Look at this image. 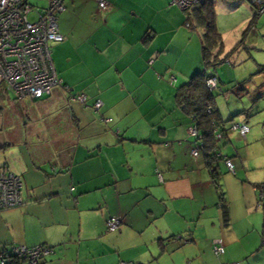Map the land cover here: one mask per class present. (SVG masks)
<instances>
[{
  "label": "crops",
  "instance_id": "obj_1",
  "mask_svg": "<svg viewBox=\"0 0 264 264\" xmlns=\"http://www.w3.org/2000/svg\"><path fill=\"white\" fill-rule=\"evenodd\" d=\"M106 1L102 10L98 0H65L64 39L54 44L61 84L41 99L13 96L20 110L5 117L14 128L0 139V166L21 177L22 203L0 210V251L43 244L52 251L41 264H264V128L248 120L264 99V72L228 90L218 78L220 116L249 126L219 144L234 168L218 166L225 222L206 160L191 153L190 117L175 102L200 71L196 46L184 54L183 10L172 0Z\"/></svg>",
  "mask_w": 264,
  "mask_h": 264
},
{
  "label": "built area",
  "instance_id": "obj_2",
  "mask_svg": "<svg viewBox=\"0 0 264 264\" xmlns=\"http://www.w3.org/2000/svg\"><path fill=\"white\" fill-rule=\"evenodd\" d=\"M204 0H172V3L183 11L191 10ZM254 8L256 15L264 12V0H243ZM65 0H46L45 5L32 3L31 0H0V83L6 92L15 98L41 99L52 93L55 86L61 84L54 67L50 44L61 42L64 35L58 27V14L64 8ZM99 7L107 8L106 0H98ZM188 26V24H186ZM225 62L229 63L228 59ZM216 76L206 79L209 90L218 89ZM80 102L85 101L84 94L71 95ZM101 102H94L93 108L98 110ZM108 121L109 119H105ZM241 136L249 131V126L243 121L234 122L230 126ZM191 136H199L197 126L188 127ZM217 138L221 132H217ZM192 155L200 154V146L195 143ZM223 163L229 171H234L233 163L224 157ZM160 177V174H158ZM21 177L11 171L8 166L0 167V210L19 206L22 203ZM117 218H110L107 222L109 230L118 228ZM264 244V235L262 237ZM52 249L46 245L34 246L12 245L0 251V264H41L43 256ZM216 255L224 252L221 240L213 246ZM231 264H240L238 261Z\"/></svg>",
  "mask_w": 264,
  "mask_h": 264
},
{
  "label": "rangeland",
  "instance_id": "obj_3",
  "mask_svg": "<svg viewBox=\"0 0 264 264\" xmlns=\"http://www.w3.org/2000/svg\"><path fill=\"white\" fill-rule=\"evenodd\" d=\"M31 2L42 6L46 4V0H31ZM214 11L215 24L222 37V50L219 58L221 59L227 56L230 59V64L228 62L218 64L215 68V74L223 82L224 89L228 90V86H230L231 83L234 84V81L246 79L256 71H259L261 67H264V12L257 15L254 21L250 23L255 14L254 8L243 0H215ZM181 15L184 20V17H186L184 11ZM182 28L181 43L183 47L188 46V48H190L191 45L196 46L197 64L198 67H200L199 69L202 70L203 65L201 62L199 41V35L201 34L202 29L197 26L189 29L185 24ZM54 44L55 43L50 44V51L55 69L58 70L56 46ZM63 60L65 62L67 61V59ZM208 71H211V69L208 68ZM74 93L78 94L80 92L74 90ZM218 97L219 95L217 98ZM220 99H222V97H220L219 100ZM257 99L259 100V97ZM15 101L13 95L10 92H6L3 85L0 83V135L2 134L0 139L2 138L3 141L7 140L3 139L6 138L3 134L10 130L14 125L12 119H5V117L12 118L14 111L20 110V107L14 104ZM261 103L260 110L249 117L248 120L251 126L260 124L263 129L264 99ZM237 121L238 117H235L227 124L228 126H231L232 123ZM228 130L229 132H233L230 128ZM251 150L252 148L248 147L245 152L249 154L251 153ZM233 190L235 195L237 191L234 188ZM234 195H232V197H234ZM261 248L264 250L263 245Z\"/></svg>",
  "mask_w": 264,
  "mask_h": 264
},
{
  "label": "trees",
  "instance_id": "obj_4",
  "mask_svg": "<svg viewBox=\"0 0 264 264\" xmlns=\"http://www.w3.org/2000/svg\"><path fill=\"white\" fill-rule=\"evenodd\" d=\"M214 3L215 0H204L191 10H184L186 14L185 23L188 24V27L192 29L197 26L202 29L200 43L203 69L195 72L187 82L177 88L175 102L190 117V125L195 124L197 126L199 136L195 139L200 146V153L204 156L206 165L210 169L214 186L218 189L222 217L227 222L228 209L224 200V194L219 190L218 166L220 162L223 163L224 157H227L220 153L219 144L227 135V130L230 126L226 125L220 116L215 103L216 95L225 92L220 87L218 77L215 74V68L218 64L225 62V59L229 60V57L219 58L222 50V37L215 24ZM255 17H257L256 14H254L250 23L254 21ZM208 68L211 71H208ZM259 71L264 72V67H261ZM210 76H216L218 89H208L206 79ZM218 131L221 132L220 138H217L216 135ZM6 145L3 144L0 146V149L6 147ZM257 187L259 190L264 191V183L257 184Z\"/></svg>",
  "mask_w": 264,
  "mask_h": 264
}]
</instances>
